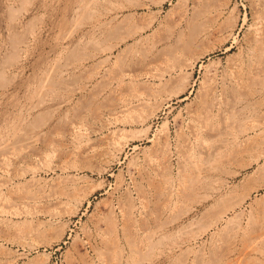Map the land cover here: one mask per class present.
Returning a JSON list of instances; mask_svg holds the SVG:
<instances>
[{"label":"rangeland","instance_id":"1","mask_svg":"<svg viewBox=\"0 0 264 264\" xmlns=\"http://www.w3.org/2000/svg\"><path fill=\"white\" fill-rule=\"evenodd\" d=\"M263 206L264 0H0V264H264Z\"/></svg>","mask_w":264,"mask_h":264},{"label":"bare ground","instance_id":"2","mask_svg":"<svg viewBox=\"0 0 264 264\" xmlns=\"http://www.w3.org/2000/svg\"><path fill=\"white\" fill-rule=\"evenodd\" d=\"M229 1V0H228ZM253 1V0H252ZM262 1V0H261ZM227 2V1H226ZM250 2V1H249ZM229 3L230 2H227L226 4L229 6ZM251 4V3H250ZM254 4H256V3H254ZM223 5H225V4H223ZM252 5V4H251ZM255 6V5H254ZM224 7V6H223ZM226 8H227V6H226ZM256 9V8H255ZM161 28V27H160ZM258 30V29H257ZM172 33V32H171ZM174 34V33H173ZM173 34H171V35H168L169 37H165L164 39H162L161 41H160V43H164L165 42V44H167V43H169V41L171 40V37L173 36ZM181 35L182 34H178V36H177V38L178 37H181ZM261 38V37H260ZM180 39V38H179ZM178 40V39H177ZM260 40V39H259ZM191 41V40H190ZM194 41V40H193ZM159 43V42H158ZM260 43H262L261 41H260ZM186 44H189V40H188V42L186 43ZM191 45V44H190ZM261 46V45H260ZM262 47V46H261ZM257 49V48H256ZM262 49V48H261ZM263 52V51H262ZM12 66V65H11ZM250 69V68H249ZM253 69V68H252ZM4 71V70H3ZM149 71V70H148ZM252 73V72H251ZM262 73V72H261ZM249 75H251V74H249ZM243 76V75H242ZM248 76V75H247ZM239 77H240V75H239ZM241 79V78H240ZM243 81V80H242ZM157 94V93H156ZM205 96H206V94L204 95V98H205ZM151 97V96H150ZM202 98V97H201ZM145 103V102H144ZM202 104V103H201ZM202 108V107H201ZM226 108V107H225ZM204 109V108H203ZM195 112V111H194ZM191 113H193V112H191ZM196 114H198L197 112H196ZM202 114V113H201ZM200 115L198 114V117H199ZM201 117V116H200ZM196 119V118H195ZM201 119H202V117H201ZM127 134V133H126ZM198 137V136H197ZM197 137H195V138H197ZM194 138V139H195ZM170 148V147H169ZM199 156V155H198ZM192 157V156H191ZM194 161V160H193ZM191 162V161H190ZM225 162V161H224ZM193 163V162H192ZM191 163V164H192ZM220 163H221V161H220ZM228 164V163H227ZM194 165V164H193ZM221 166V165H220ZM193 167V166H192ZM194 168V167H193ZM241 168V167H240ZM195 169V168H194ZM217 169V168H216ZM224 169V168H223ZM202 170V169H201ZM213 171H214V169H213ZM216 171H218V170H216ZM215 171V172H216ZM200 172V171H199ZM224 172V171H223ZM222 172V173H223ZM226 172V171H225ZM229 173V172H228ZM225 174V173H224ZM231 174V175H230ZM229 175L230 176H232L233 178H235V174H237V173H230ZM226 175V174H225ZM214 177V176H213ZM220 179H222V178H220ZM212 180V179H211ZM210 180V181H211ZM226 181V180H225ZM224 180H223V182L224 183H226ZM220 182V181H219ZM218 182V183H219ZM228 182H230V180L228 181ZM70 183V182H69ZM221 183V182H220ZM211 185V184H210ZM214 185L216 186L217 184H215L214 183ZM68 186V185H67ZM263 186V185H262ZM70 187V186H69ZM68 187V188H69ZM214 187V186H213ZM215 189V188H214ZM217 189H219V188H217ZM227 189V188H226ZM225 190V189H224ZM181 191V190H180ZM220 190H213V192L211 193V195H208V197H206L207 198V201H212V199L216 196V194L219 192ZM210 192V191H209ZM181 193V192H180ZM58 194V193H57ZM61 194V193H60ZM70 194V193H69ZM181 194H183V193H181ZM225 194H227V192L225 193ZM68 195V194H67ZM220 195V194H219ZM223 195V194H222ZM250 195H251V193H248L245 197H243L239 202H236V206L237 205H240L241 203H243L245 200H246V198H249L250 197ZM185 196V195H184ZM225 197V196H224ZM220 198H222V196L220 197ZM201 199V198H200ZM206 200V199H205ZM218 200V199H217ZM178 201V200H177ZM214 202V201H213ZM195 203V202H194ZM230 203V202H229ZM213 205V204H212ZM241 206V205H240ZM264 207V206H263ZM220 211V210H219ZM205 213V212H204ZM223 214V213H222ZM239 215V214H238ZM239 218L241 217V216H238ZM254 218H256V220L258 219H261V220H259L260 222H262V221H264V208L261 210L260 209V211L258 212V213H256V215L255 216H253ZM253 217H251L252 219H253ZM250 218V219H251ZM220 219V218H219ZM224 219V218H223ZM236 219H238L237 218V216H236ZM250 219H248V220H250ZM232 220V219H231ZM220 221H222V220H220ZM233 221V220H232ZM257 222V221H256ZM251 223V222H250ZM257 224V223H256ZM262 224H263V222H262ZM237 227L236 226H234L235 228H236V233H237V235L238 234H241L242 236H246V232L247 231H249V230H247V229H244V222H243V220H241L239 223L237 222ZM247 225V224H246ZM247 227V226H246ZM245 227V228H246ZM249 228H251V227H249ZM256 228V227H255ZM261 228V227H260ZM260 230V229H259ZM231 231H233L232 229H231ZM261 231V230H260ZM260 231H258V233L260 232ZM262 231L264 232V229H262ZM257 232V231H256ZM235 233V234H236ZM247 233H249V232H247ZM253 233H255L254 231H253ZM234 234V235H235ZM255 234H257V233H255ZM264 234V233H263ZM262 233H260V234H257L256 236L253 234V236L251 235V232H250V235H251V238H253V240H258V239H260L259 241L261 242V241H263V240H261V237H263L264 235H263ZM237 235H235V236H237ZM249 235V234H248ZM248 235L246 236V237H248ZM263 235V236H262ZM246 237H245V240H247L246 239ZM239 239H242V237L241 238H239ZM249 239V238H248ZM264 239V238H263ZM227 240H229V239H227ZM252 240V239H251ZM255 240V241H256ZM243 241V240H242ZM248 241V240H247ZM250 241V240H249ZM258 241V242H259ZM245 242V241H244ZM252 242V241H251ZM257 242V241H256ZM240 243H241V241H240ZM242 244V243H241ZM247 244V243H246ZM246 244H244V245H246ZM249 245V244H248ZM243 247H245V246H243ZM247 248V247H246ZM242 250H244V249H242ZM252 250H253V248H252ZM92 251H93V249H92ZM254 251V250H253ZM256 252V251H255ZM82 259V258H81ZM235 259V258H234ZM83 260V259H82Z\"/></svg>","mask_w":264,"mask_h":264}]
</instances>
